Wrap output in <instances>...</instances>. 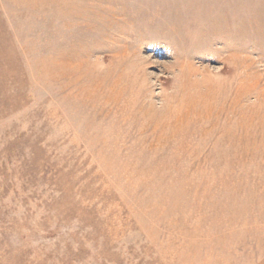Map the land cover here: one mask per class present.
I'll return each mask as SVG.
<instances>
[{
    "label": "rangeland",
    "instance_id": "1",
    "mask_svg": "<svg viewBox=\"0 0 264 264\" xmlns=\"http://www.w3.org/2000/svg\"><path fill=\"white\" fill-rule=\"evenodd\" d=\"M0 264H264V0H0Z\"/></svg>",
    "mask_w": 264,
    "mask_h": 264
}]
</instances>
